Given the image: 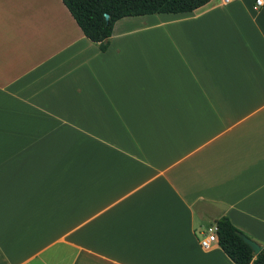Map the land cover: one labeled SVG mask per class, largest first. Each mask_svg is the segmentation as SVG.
Here are the masks:
<instances>
[{
    "label": "crops",
    "instance_id": "1",
    "mask_svg": "<svg viewBox=\"0 0 264 264\" xmlns=\"http://www.w3.org/2000/svg\"><path fill=\"white\" fill-rule=\"evenodd\" d=\"M223 215L264 248V0L105 51L62 0H0V264H235L199 242Z\"/></svg>",
    "mask_w": 264,
    "mask_h": 264
},
{
    "label": "trees",
    "instance_id": "2",
    "mask_svg": "<svg viewBox=\"0 0 264 264\" xmlns=\"http://www.w3.org/2000/svg\"><path fill=\"white\" fill-rule=\"evenodd\" d=\"M84 35L97 43L101 51L109 45L114 23L123 17L153 13L193 11L210 0H62ZM108 14V19L105 18ZM225 215L215 221L217 242L235 264H264V248L254 255ZM247 235V234H246ZM248 236V235H247ZM250 237V236H249ZM251 238V237H250Z\"/></svg>",
    "mask_w": 264,
    "mask_h": 264
},
{
    "label": "water",
    "instance_id": "3",
    "mask_svg": "<svg viewBox=\"0 0 264 264\" xmlns=\"http://www.w3.org/2000/svg\"><path fill=\"white\" fill-rule=\"evenodd\" d=\"M108 17H109L108 14H105V18L108 19ZM239 235L242 238V240L251 247L254 255H257L263 249L262 244L250 238L245 233L239 232Z\"/></svg>",
    "mask_w": 264,
    "mask_h": 264
},
{
    "label": "built area",
    "instance_id": "4",
    "mask_svg": "<svg viewBox=\"0 0 264 264\" xmlns=\"http://www.w3.org/2000/svg\"><path fill=\"white\" fill-rule=\"evenodd\" d=\"M228 1V0H226ZM256 4H261V0H256ZM217 241V236L215 233H209L207 235H204L200 240V245L204 248L210 246L212 242Z\"/></svg>",
    "mask_w": 264,
    "mask_h": 264
},
{
    "label": "rangeland",
    "instance_id": "5",
    "mask_svg": "<svg viewBox=\"0 0 264 264\" xmlns=\"http://www.w3.org/2000/svg\"><path fill=\"white\" fill-rule=\"evenodd\" d=\"M134 38L137 40H138V38H140L141 40L151 42V40L153 39L152 30H148V31L145 30V32H142L141 34L138 33L134 36Z\"/></svg>",
    "mask_w": 264,
    "mask_h": 264
}]
</instances>
